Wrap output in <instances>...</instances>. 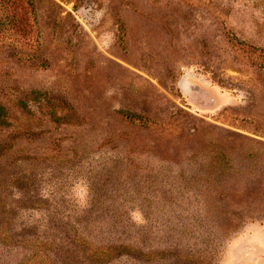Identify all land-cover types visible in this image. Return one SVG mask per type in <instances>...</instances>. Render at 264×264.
I'll return each mask as SVG.
<instances>
[{
    "label": "rangeland",
    "instance_id": "1",
    "mask_svg": "<svg viewBox=\"0 0 264 264\" xmlns=\"http://www.w3.org/2000/svg\"><path fill=\"white\" fill-rule=\"evenodd\" d=\"M0 264H264V0H0Z\"/></svg>",
    "mask_w": 264,
    "mask_h": 264
},
{
    "label": "trees",
    "instance_id": "2",
    "mask_svg": "<svg viewBox=\"0 0 264 264\" xmlns=\"http://www.w3.org/2000/svg\"><path fill=\"white\" fill-rule=\"evenodd\" d=\"M125 116L128 117V118L133 117L129 113H125Z\"/></svg>",
    "mask_w": 264,
    "mask_h": 264
}]
</instances>
